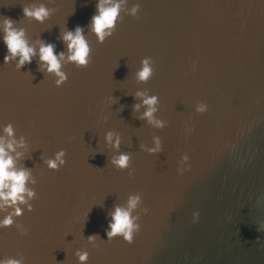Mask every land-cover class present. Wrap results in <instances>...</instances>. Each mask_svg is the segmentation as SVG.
Here are the masks:
<instances>
[{
    "label": "water",
    "instance_id": "obj_1",
    "mask_svg": "<svg viewBox=\"0 0 264 264\" xmlns=\"http://www.w3.org/2000/svg\"><path fill=\"white\" fill-rule=\"evenodd\" d=\"M97 2L0 0V138L28 173L24 202L0 199V222L11 220L0 260L264 264V0H111L103 40ZM41 7L42 19L23 11ZM6 18L30 62L5 61ZM77 26L86 64L63 39ZM116 207L129 211L131 240L107 235Z\"/></svg>",
    "mask_w": 264,
    "mask_h": 264
},
{
    "label": "clouds",
    "instance_id": "obj_2",
    "mask_svg": "<svg viewBox=\"0 0 264 264\" xmlns=\"http://www.w3.org/2000/svg\"><path fill=\"white\" fill-rule=\"evenodd\" d=\"M97 11L91 17L92 30L97 34L100 40H103L107 33L106 30L111 29L114 26L115 20L118 14L119 4L112 3L111 0H98L96 5ZM25 15L34 16L37 19H42L47 15L46 10L41 7L39 9L30 10L25 8ZM13 21L10 18L4 20V42L11 56L6 55L5 61L10 58L19 56L18 65H23L25 62H30L32 55L35 54L33 47L29 46L26 40L23 38V31H17L12 27ZM63 39L68 42V49L71 55L68 57L69 60L76 61L79 64H86V57L89 53V48L86 40L82 34V28L77 26L74 31H67L63 35ZM59 56L63 58V53H59ZM39 58L41 61L47 62L48 71H56L60 75L61 80L64 79L62 73H59L60 64L57 59V55L54 54V45L41 43L39 48ZM150 74V69L145 63L142 71L139 72L140 79H146ZM147 105H152L155 103V98H150L144 100ZM153 109H149L145 113L147 116H151ZM5 131L12 135V128L10 126L5 128ZM13 141H4L0 138V199L4 201V204L11 202L15 204L17 200L24 202V197L18 195L26 191L25 181L28 177V173L24 169H15L13 167V157L9 155V151L13 150ZM7 149V150H6ZM19 153H17V156ZM59 159V157H57ZM128 157L121 155L117 161L118 165L124 166L126 164ZM50 167H56L55 162H49ZM31 196V191L28 192ZM136 203L135 199L130 201L129 207H133ZM2 206V205H0ZM16 214L20 213V209H15ZM3 225H8L11 223L9 218H5L2 222ZM133 227L132 221L130 219L129 211L116 207L112 214V221L109 224L110 231L107 235L109 237L123 233L125 238L131 240V228ZM86 254L80 255V260H85ZM0 264H18L14 260H0Z\"/></svg>",
    "mask_w": 264,
    "mask_h": 264
}]
</instances>
